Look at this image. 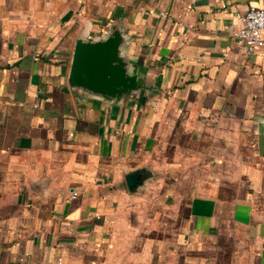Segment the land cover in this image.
Masks as SVG:
<instances>
[{
    "label": "crops",
    "instance_id": "obj_1",
    "mask_svg": "<svg viewBox=\"0 0 264 264\" xmlns=\"http://www.w3.org/2000/svg\"><path fill=\"white\" fill-rule=\"evenodd\" d=\"M249 5L0 0V264H264V43L231 36ZM106 30L139 79L115 96L68 80Z\"/></svg>",
    "mask_w": 264,
    "mask_h": 264
},
{
    "label": "water",
    "instance_id": "obj_2",
    "mask_svg": "<svg viewBox=\"0 0 264 264\" xmlns=\"http://www.w3.org/2000/svg\"><path fill=\"white\" fill-rule=\"evenodd\" d=\"M121 41L118 30H107L103 37L87 36L78 39L73 47L68 80L103 95L115 96L135 88L139 84L135 72L129 71L118 54ZM144 171L129 172L126 182L129 189H135L143 182Z\"/></svg>",
    "mask_w": 264,
    "mask_h": 264
},
{
    "label": "built area",
    "instance_id": "obj_3",
    "mask_svg": "<svg viewBox=\"0 0 264 264\" xmlns=\"http://www.w3.org/2000/svg\"><path fill=\"white\" fill-rule=\"evenodd\" d=\"M233 20L235 26L231 29V36L243 46L245 52L249 53L256 44L264 43V7L249 5L243 12H236Z\"/></svg>",
    "mask_w": 264,
    "mask_h": 264
}]
</instances>
